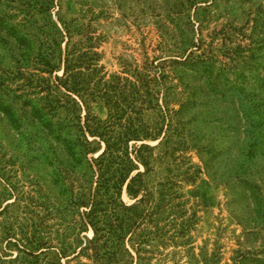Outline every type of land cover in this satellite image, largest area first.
<instances>
[{
    "label": "rangeland",
    "instance_id": "1",
    "mask_svg": "<svg viewBox=\"0 0 264 264\" xmlns=\"http://www.w3.org/2000/svg\"><path fill=\"white\" fill-rule=\"evenodd\" d=\"M0 264H264V0H0Z\"/></svg>",
    "mask_w": 264,
    "mask_h": 264
},
{
    "label": "trees",
    "instance_id": "2",
    "mask_svg": "<svg viewBox=\"0 0 264 264\" xmlns=\"http://www.w3.org/2000/svg\"><path fill=\"white\" fill-rule=\"evenodd\" d=\"M142 147H144V146H142ZM142 147H141V148H142ZM113 151H114V148H113V147H110L109 142H107V143H106V148H105V150L102 152V154H101L96 160H101V159H103L104 157H106L108 154H111V156H112V152H113ZM139 157H141V156H139ZM143 160H144V159H143ZM130 162H131V168H128V169H127L128 172H130L131 170H133V167H134V168L136 167V165L134 164L133 160H130ZM101 177H102V175L99 177L98 182L101 181ZM126 182H127V178L124 177L123 179H121V181H118L117 184H118L120 187H123V186L125 185Z\"/></svg>",
    "mask_w": 264,
    "mask_h": 264
}]
</instances>
